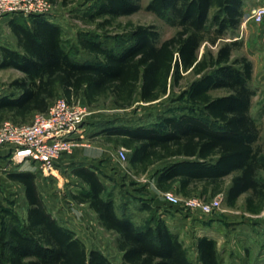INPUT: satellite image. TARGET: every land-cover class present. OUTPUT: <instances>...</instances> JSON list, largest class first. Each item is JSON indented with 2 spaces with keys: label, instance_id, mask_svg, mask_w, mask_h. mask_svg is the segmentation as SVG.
Segmentation results:
<instances>
[{
  "label": "trees",
  "instance_id": "trees-1",
  "mask_svg": "<svg viewBox=\"0 0 264 264\" xmlns=\"http://www.w3.org/2000/svg\"><path fill=\"white\" fill-rule=\"evenodd\" d=\"M140 1L99 0L89 19L102 20V26L111 24L137 12ZM245 1L150 0L147 10L177 28L175 34L161 41L156 27L128 23L122 35L109 38L111 45L90 35H80L76 44L68 45L62 27L46 16L12 17L8 26L15 45L0 44V71L14 69L22 76L10 81L0 94V125L5 120L28 124L61 97L91 108L109 103L129 109L137 97L153 103L192 76L184 91L189 109L164 115L155 124L109 119L92 136L126 148L135 174L168 161L155 173L161 190L168 191L178 182V192L184 196L200 190L194 196L213 198L222 192L230 206L241 194L252 191L250 204L260 211L264 154L256 145L260 130L250 111L253 64L245 56L232 58L237 41L200 56L205 42L215 45L227 32L239 30ZM80 52L88 57L81 58ZM220 89L226 94L211 93ZM73 173L81 188L72 199L87 204L100 226L116 234L124 264H193L184 241L154 213L158 210L153 211L151 202L143 206L151 216L137 226L124 213L122 205L127 203L120 206L123 216L118 215L113 192L109 190L106 196L107 185L96 169L83 165ZM229 176L231 183L225 188ZM8 178L23 187L27 213L23 220H3L0 264H113L100 250H88L75 231L53 216L35 173L13 172ZM196 248L200 264H221L215 240L201 237Z\"/></svg>",
  "mask_w": 264,
  "mask_h": 264
},
{
  "label": "rangeland",
  "instance_id": "rangeland-1",
  "mask_svg": "<svg viewBox=\"0 0 264 264\" xmlns=\"http://www.w3.org/2000/svg\"><path fill=\"white\" fill-rule=\"evenodd\" d=\"M255 1L256 0L245 1V4L248 6L244 11L245 14L243 19L251 16V9ZM49 2L52 6V9L46 16V19L57 23L62 27L64 39L68 45L76 44L80 35L99 37L111 45L113 42L110 41L109 38L115 37L118 34L122 35L125 32L124 27L128 23L156 27L160 33L161 41L170 38L177 31V28L168 25L163 19L147 10V5L149 4L150 0H141L140 9L137 12L127 16H121L112 21L111 24H106L103 26L100 25L102 20L91 22L89 19V15L99 4V0H49ZM31 16L32 15L20 14L15 15L14 17L29 20ZM240 28L235 32H227L224 38L219 40L215 45L205 42L201 46L200 56H202V54L207 50L216 53L222 44L226 42L237 41L238 44L233 50L232 58L238 59L245 56L251 60L253 64V76L250 86L254 91V96L252 98L250 111L260 130L259 140L257 141L256 145L261 147L264 154V52H260L257 55H252L250 53L249 44V35L252 29L249 28L245 31H241ZM8 29L9 28L7 24H3L1 31L5 32L4 40H7L8 43H10L9 45L13 47L14 43L10 40ZM105 37L107 38L105 39ZM0 43L2 42L0 41ZM79 56L83 59L88 57L84 52H80ZM19 75V72L14 69L1 70L0 91L4 92L6 85ZM193 79L194 78L192 76H187V78L181 83L180 88H171L168 95L153 103H143L140 101L139 97H137L134 105L129 109H118L113 104L109 103L99 107L91 108L88 107L84 102L78 101L80 105L87 107V116L85 117V122L83 124L81 138L78 140L79 143H77L75 147H83L84 144L101 146L99 150L101 152V159L103 162H100V165L103 169L97 170L92 164L83 165L92 167L98 171L101 179L107 185L106 196L109 195V190H111L113 192L114 198L118 200L120 204H129V207L131 206V211L137 213L136 216H138L136 217V221L139 224L142 223L138 222V217L141 215V211L138 206V199L140 195L145 194L135 193L134 186H123V179L109 180V175H106L109 173V142L105 141L101 136L95 137L92 135L97 130H100L102 125L107 123L109 119L123 117L126 121L136 125L155 124L159 121L160 117L164 115L180 114L184 110L190 108L187 98L184 97V91L188 88L190 82ZM211 93L214 96H222L226 94V91L220 89L214 90ZM78 102H76V104ZM33 120L29 123H32ZM75 147L73 148V151ZM119 150L120 147H114L113 154L115 151L118 152ZM73 151L71 154H73ZM5 152L6 150L0 148V227L3 224L2 222L5 220L8 222L13 217H17L20 220L25 219L27 213V204L24 199L23 187L8 178V174L20 172L22 170V166L18 162L19 159H15V161L6 163L5 160L8 157L3 158ZM71 154H68V156ZM63 160L64 159H61V161ZM102 163H105L107 166H103ZM68 165L72 167L74 164ZM74 166L75 168H78L76 165ZM73 170L65 169L60 170L59 172L61 173L55 172L57 177H61V180H59V187L56 186L57 184L53 183L48 187V193L50 196H52L50 200L48 199L49 196L43 195L46 206L61 224L76 232L77 236L86 244L88 250H100L111 259L113 264H124L122 260V253L118 251L117 248L116 234L109 232L100 226L95 213L88 207L87 204H78L73 199H71L72 194L79 192L81 188V185L74 183L78 181L80 184V181L74 179L70 175ZM46 192L47 191L43 189V194ZM160 210L161 212L156 211L154 213L161 218H163L164 213H166V216L169 217V215H171L174 211L165 205L161 206ZM149 215L151 216V213Z\"/></svg>",
  "mask_w": 264,
  "mask_h": 264
},
{
  "label": "crops",
  "instance_id": "crops-1",
  "mask_svg": "<svg viewBox=\"0 0 264 264\" xmlns=\"http://www.w3.org/2000/svg\"><path fill=\"white\" fill-rule=\"evenodd\" d=\"M259 5H264V0H256L251 9L252 12ZM247 6L248 5L245 4L244 11ZM5 24L8 26V22ZM249 28L252 29L249 35L250 53L252 55H257L260 52L263 53L264 23L262 25L255 24L252 20L251 13L250 17L243 19L240 29L241 31H245ZM2 32L3 31L0 32V41L2 42L0 44L9 45L10 43H8L7 40H4L5 32ZM8 34L11 42L15 45V40L10 28L8 29ZM19 74L20 75L18 77H21L22 74L20 72ZM2 92L3 91H0V94ZM99 148H101V146H92L89 144H84L83 147H75L73 154L65 156L66 158L64 157L63 161L58 162L57 172L61 173L59 171L65 169L73 170L76 169L74 165H76V167H80L83 166V164H92L97 170L103 169L100 165V162L103 161L101 159V152ZM122 148L124 147H120V150ZM1 149L6 150L3 158L8 157L9 151L5 148ZM113 152L114 146L109 143V173L106 174L109 175V180L123 179V186H134L135 193L145 194L140 195L138 199V206L141 211V215L138 217V222H141L142 224L137 223L136 217L138 215L136 216L137 213L131 211V206L129 207V204L123 206L118 200H116L117 213L119 216H123L122 212L125 210L124 213L127 214L137 226H141L146 223L150 216L149 214L151 213L149 209L144 208L143 206L151 204L153 211L158 210L161 212V206H164L165 204L162 199V193L165 191L157 188V176L155 173L157 169L165 166L168 161L157 163L144 174H135V172L130 168L128 160L127 162H122L118 156L119 151H115L114 154ZM127 152L129 155L128 150ZM10 158L11 156L6 158L5 162L8 163ZM68 164L74 165L70 167ZM102 165L107 166L105 163H102ZM21 166L22 170L20 172H33L37 175V182L40 185V191L42 190V196L47 195L50 200L52 196L48 193V187L52 183L57 184L56 186L59 187L58 184L61 177H47L39 171L37 165L30 162L22 164ZM70 175L74 179L79 180L74 175L73 171ZM231 178L232 176L225 178V188L230 185ZM74 183L80 185L81 181L80 184L78 181ZM178 188L179 183L177 182L173 184L168 191H173L182 198H188L200 194V190H196L192 193V196H184L178 192ZM43 189L47 191L44 194ZM216 196H221L223 198V204L222 210L215 214L202 215L198 213H177V211H174L171 215H169V217L166 216V213L163 215V218L167 221L171 230L174 233L179 234L181 240L184 241L189 250L190 258L193 261V264H200L198 261L199 254L196 248V243L201 237H208L216 241L217 252L221 264H264V205L260 211L256 209L255 204L251 206L250 200L252 198V191L241 194L236 200L234 206H230L228 204L225 193L221 192ZM43 199L45 198L43 197ZM149 202L151 203L149 204ZM121 205L124 210L120 208ZM154 205L159 206V208H156V206L153 208Z\"/></svg>",
  "mask_w": 264,
  "mask_h": 264
},
{
  "label": "built area",
  "instance_id": "built-area-1",
  "mask_svg": "<svg viewBox=\"0 0 264 264\" xmlns=\"http://www.w3.org/2000/svg\"><path fill=\"white\" fill-rule=\"evenodd\" d=\"M51 9L49 0H0V32L3 24L15 15L47 16ZM252 20L257 25L264 23V5L253 10ZM86 116L87 107L61 97L47 113H37L32 123L18 125L11 120L3 121L0 148L9 151V162L15 159H19L21 165L30 162L45 176L57 178V164L79 143ZM118 156L122 162H127V149L119 150ZM162 199L177 213L212 215L221 211L223 204L221 196L182 198L173 191L162 193Z\"/></svg>",
  "mask_w": 264,
  "mask_h": 264
}]
</instances>
